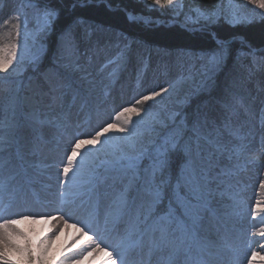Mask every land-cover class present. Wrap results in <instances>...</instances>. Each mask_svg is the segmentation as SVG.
<instances>
[{
	"label": "rangeland",
	"instance_id": "obj_1",
	"mask_svg": "<svg viewBox=\"0 0 264 264\" xmlns=\"http://www.w3.org/2000/svg\"><path fill=\"white\" fill-rule=\"evenodd\" d=\"M174 5L179 3L174 2ZM12 7L16 8V5ZM10 10L0 11V47L16 45L22 38L20 28L16 27L21 25V19ZM236 15L259 20L264 17V9L253 0H229L227 16ZM27 18V26L34 28L33 17ZM183 25L192 30L200 28L190 20ZM128 44L118 30L83 21L70 31L60 58L56 59L62 71L54 75H38L34 80L30 79L28 88L20 87L17 108L10 106L13 90L5 85L13 74L15 59L7 71H0V136L4 141L0 149V164L3 165L0 180L6 185L3 204L7 208L3 218L16 219L24 212L21 215H29L30 219L46 224L48 231L43 244L49 246L62 235L71 240L68 246L73 255L83 252L103 264H109V258L100 249L106 248L115 256L113 249L118 246L124 260H133V264H140L137 260L147 254L150 256L147 264H205L202 259L212 254H215L213 258L221 260L213 264H248L252 252L259 253L254 264H264L259 258L264 256V236L260 235L264 231V216H254L255 207L264 197V188L261 187L264 182V57H253L250 64L242 62L238 66L242 78L235 80V84L241 96H234L232 100L225 97L224 101L210 98L198 116L197 130L206 136L215 133L213 139L197 145L194 158L196 184L199 195L206 201L205 209L190 218L191 238L168 262L164 263L165 255L170 251L168 246L161 245L147 252L146 246L133 249L126 243L129 235L146 220L145 212L154 208L158 190L142 191L136 203L138 212L130 214L122 224H113L109 218L102 233L100 225L98 227L100 220L97 223L94 218L90 219L88 202L101 199L111 216L121 212L123 207L116 204V196L117 192H124L127 184L125 171L118 172L115 169L117 163L105 156L100 159L98 169H102L99 172L94 171L88 178L81 177L84 173L81 168L71 185L62 183L66 157L71 154L70 149L77 139H91L103 128L119 124L121 117H138L135 113H125L117 120L125 108H139L140 115L145 108L159 109V98L180 78L198 77L199 83L205 78L208 62L199 58L189 60L183 54L152 52L142 44L132 48L127 65L117 74L114 70L124 63L118 58ZM2 79H5L4 83ZM68 82L86 89V95L82 93L81 97L87 104L73 99L74 91L62 86ZM198 86L191 85L186 91V100ZM152 91L161 92V95L137 103ZM182 108V104L176 101H169L164 106L169 114L178 113ZM32 111L37 112L38 123H44L42 126L37 123L40 128L38 137L32 136L28 129L17 133L19 119L31 116ZM128 127L131 129L130 125ZM90 149L93 150L92 145H84L81 153L87 154ZM141 153L140 150L132 156ZM80 158L78 156L77 160ZM25 177L35 178L43 191L36 194V187L24 183ZM34 199L40 200L42 205ZM70 204L72 206L66 212ZM215 211L226 216L228 225L219 224L216 234L206 233L209 216ZM18 227L21 229V224ZM119 229L122 241H117ZM210 238L213 241L208 251L213 249L221 256L213 250L211 254H205L200 248L195 250V242L208 244ZM96 243L100 244V249L93 251ZM30 247L36 248V244L32 242ZM18 253L14 249L9 251L8 259L12 264Z\"/></svg>",
	"mask_w": 264,
	"mask_h": 264
},
{
	"label": "trees",
	"instance_id": "obj_2",
	"mask_svg": "<svg viewBox=\"0 0 264 264\" xmlns=\"http://www.w3.org/2000/svg\"><path fill=\"white\" fill-rule=\"evenodd\" d=\"M174 2L179 5L175 6ZM13 4L16 8L12 7ZM9 8L10 13L15 11L12 14L21 19L19 28L22 32V38L16 44L13 74L6 81L13 90L10 106L14 108L20 101V87L28 88L30 79L62 71L56 59L60 58L70 31L83 21L117 29L127 37L129 45L123 55L126 60L134 45L143 43L152 52H173L183 54L189 60L202 58L209 63L201 83L198 77L180 78L159 98V109L145 108L138 117H131L128 124L132 129L130 139L119 131L120 126L109 128L98 147L84 156L82 167L87 175L97 167L101 157L109 156L117 161L121 155L132 156L142 151V158L128 176L126 192L120 201L126 204L133 195L135 200L143 189L160 191L159 201L151 213L154 221L148 222L150 236H160L153 227L169 210L178 221H183L185 215L197 213L202 199L194 168L196 147L215 137V133L206 136L197 130L198 116L210 98L224 101L225 97L232 100L234 96H241L235 84V80L242 78L238 66L242 62L250 64L253 57H264V51H253L264 48V17L259 20H248L239 15L228 17L229 0H171V3L159 5L155 0H2L0 11ZM127 13L161 19L164 24L146 25L130 21ZM27 17H33L34 28L27 27ZM173 20L181 23L190 20L200 30L170 24ZM193 84L199 86L186 100V91ZM169 101L179 102L183 108L178 113L169 114L164 110ZM38 119L37 112L32 111L31 116L20 118L17 130L30 129L39 133ZM125 119L121 118V126ZM159 161L165 162L163 167H155ZM258 210L264 213V197ZM21 226L29 236L27 243L33 253L32 260L30 262L27 255L18 253L13 264H74L75 261L100 264L88 256L79 259L64 256L68 240L62 235L49 246L43 244L47 248L44 251L41 247L47 231L44 222L26 221ZM32 242L36 243V249L30 247Z\"/></svg>",
	"mask_w": 264,
	"mask_h": 264
},
{
	"label": "snow or ice",
	"instance_id": "obj_3",
	"mask_svg": "<svg viewBox=\"0 0 264 264\" xmlns=\"http://www.w3.org/2000/svg\"><path fill=\"white\" fill-rule=\"evenodd\" d=\"M155 3L158 5L162 3H171V0H155ZM253 3L257 4L261 9H264V0H253ZM48 15L52 14L49 13ZM5 23H7V21H5ZM16 27L17 29H19L20 25H16ZM17 34H19V32ZM16 47L17 45L15 44H8L0 47V71H7L9 65L15 59ZM161 91L167 90L162 89ZM160 95L161 92L152 91L151 95L143 96L142 101H137V103H143L149 100H153L155 97H158ZM125 113H135L137 116H139L141 113V109L135 107L125 108L123 112L119 113V115L117 116V120H119L120 116H124ZM130 122L131 116L126 117V119L123 121V126L119 129L120 132L126 133L129 139L132 136V130L127 126ZM109 127H112V125H110ZM108 131L109 128L105 127L101 132H97L91 139H77L75 141L74 146H72L70 149L71 154L66 157L67 163L62 170L64 177L62 183H64L65 185H71L77 175L80 173L81 168L84 166L85 160L83 157L86 154L81 153L82 146L92 145L93 149H95L97 143H101L102 135L104 133H107ZM3 143V137L0 136V149L3 148ZM91 150L92 149H90V151ZM141 155L130 156L124 154L117 158V163H121V161H123V163L121 164L122 168L134 171L138 166ZM78 156L81 157L79 160H77ZM164 163V161H159L158 164L155 165V167H163ZM2 166L3 165L0 164V167ZM94 178L95 177H93V179ZM192 180L195 181V176L192 177ZM261 187L264 188V182L261 183ZM5 189L6 185L4 181L0 180V264H12V262L8 259L9 251L12 249H14L16 252L21 253L22 255H27L29 261L31 262L33 253L32 250H30V248L28 247L27 243L29 241V236L25 233V231L18 227L20 224L28 221L31 217L29 215H21L16 219L3 218V214L7 210L6 206L3 204V194L5 192ZM61 195L64 196L65 193H61ZM156 199H159L158 193L156 194ZM172 217H174V213L172 212V210H169L168 214H166L165 216H161L153 227L154 232L159 231L160 233V242L159 244H157V247H159L160 244H163L165 246L171 245L178 250L182 246L186 245V243L191 238V234L189 233V230L185 226L183 221H178L177 229L171 232L169 231L168 226L173 222V220L171 219ZM61 219H63V217H61ZM64 223L67 226V221H64ZM77 230L80 231L79 229ZM177 232L179 234H177ZM82 234L86 235V233ZM260 235L264 236V231H262ZM89 239H91V237H89ZM41 247L44 251H47V248L43 245V243ZM97 249H100L99 243H96L95 248H93L92 250L96 251ZM100 250L106 252V255L109 258V264H124V257L119 246L113 249V251L116 253L115 256H113L112 252H107L106 248ZM251 255L252 259L248 261V264H254V259L259 256V253L252 252ZM259 258L261 261H264V256H260ZM42 259L43 252L41 253V260ZM74 264H79V261H75Z\"/></svg>",
	"mask_w": 264,
	"mask_h": 264
},
{
	"label": "water",
	"instance_id": "obj_4",
	"mask_svg": "<svg viewBox=\"0 0 264 264\" xmlns=\"http://www.w3.org/2000/svg\"><path fill=\"white\" fill-rule=\"evenodd\" d=\"M129 18L132 21H142V22H145V23H154V22H156V20L148 18V17H144V16H133V15L129 14ZM157 23H161V22H157ZM172 23L180 24L181 26L187 28L186 26H184L181 23H178L177 21H173Z\"/></svg>",
	"mask_w": 264,
	"mask_h": 264
},
{
	"label": "bare ground",
	"instance_id": "obj_5",
	"mask_svg": "<svg viewBox=\"0 0 264 264\" xmlns=\"http://www.w3.org/2000/svg\"><path fill=\"white\" fill-rule=\"evenodd\" d=\"M72 206V204L69 205L68 208L65 209L66 212H68L67 210Z\"/></svg>",
	"mask_w": 264,
	"mask_h": 264
}]
</instances>
